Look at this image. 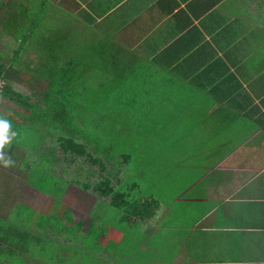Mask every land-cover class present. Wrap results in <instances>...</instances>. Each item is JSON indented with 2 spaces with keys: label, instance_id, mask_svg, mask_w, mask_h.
Masks as SVG:
<instances>
[{
  "label": "crops",
  "instance_id": "0c3cea01",
  "mask_svg": "<svg viewBox=\"0 0 264 264\" xmlns=\"http://www.w3.org/2000/svg\"><path fill=\"white\" fill-rule=\"evenodd\" d=\"M44 11H51V23L69 33V43L78 41L86 46L91 42L85 35L89 25L94 31L86 33L100 39L109 33L112 49L124 52L131 62L151 60L160 66L139 70L137 82L138 86L144 84L145 91L153 87L162 92V98H156L158 103H152L160 106L156 109L161 117L158 122L163 119L176 124L170 132L163 126L151 131L159 141L173 139L177 162L165 166L175 171V189L165 197L161 188L166 187L155 188L149 182L154 189L139 195L140 201L151 199L155 206L154 211H145L143 221L124 223L127 262L129 252L137 246L143 252L169 253L167 260L158 264H264V0H0V42L12 44L29 76L44 67L40 60L46 55L36 53L32 31L42 25L39 21ZM71 28L78 34L72 36ZM11 33L21 36L15 39ZM83 55L84 51L78 50L68 57ZM13 84L16 89L20 86ZM164 106L169 108L165 112L161 110ZM176 107L192 109L184 112ZM29 123L27 126L32 125ZM33 153H26L30 165H38L42 157H31ZM15 154L21 156L22 150ZM52 161L53 157L48 158L45 171L54 170ZM2 166L0 187L4 177L12 176L17 189L30 188L47 197L45 205L54 200L19 178L26 167L8 166L5 170ZM161 168L159 165L157 170ZM57 201L72 218L63 227L81 224L76 233L79 238H70L73 243L65 246L58 241L61 234L68 238L65 231H53L51 238L43 235L45 225L39 229L33 224L30 232L60 247L83 249L79 234L85 233L97 215L106 213L108 200L94 196L90 219L84 225L74 222L68 206ZM6 214L0 204V222ZM123 237L105 225L98 243L106 246L114 240L120 245ZM0 250L5 262L7 255L19 251L7 245H1ZM95 252L100 264L108 256L101 249ZM111 253L112 257L118 254Z\"/></svg>",
  "mask_w": 264,
  "mask_h": 264
},
{
  "label": "trees",
  "instance_id": "16d2710c",
  "mask_svg": "<svg viewBox=\"0 0 264 264\" xmlns=\"http://www.w3.org/2000/svg\"><path fill=\"white\" fill-rule=\"evenodd\" d=\"M11 34L15 39L21 36L15 37L16 33ZM57 37L59 39L57 53H49L51 41L56 38L54 35L50 34L49 43L41 46L46 56L40 60L44 67L36 69L39 74L28 75L29 69L21 67L19 56L10 44L5 45L9 53L0 51V99L13 104V108H5L0 117L7 118L11 123V130L16 133L3 150L13 161H17L18 166L26 167L20 175L22 178L25 177L23 181L25 185L42 193L46 192L48 185V190L51 191L47 193L54 200L49 202L48 206L42 207L41 211L54 215L52 218L56 219L59 225L72 222L70 214L65 211V206L57 203L67 185L76 184L82 191L91 189L98 198L108 200L106 213H103L109 215L106 217V228L108 225L123 233L124 244L119 241V245L112 240L106 246H101L98 239L105 225L97 226L95 224L97 219H93L85 233L79 234L85 238L86 247L76 249L75 253L79 251L83 254L89 253L91 243L94 249L106 251L108 255H111L112 247H117L115 251L117 250L118 254L124 253L127 245L124 223L143 221L145 211L148 214L154 211L155 206L151 199L140 201L139 195L144 190L137 188L136 183L130 182L129 172L133 170L135 159L149 152L151 142L156 138L152 130L163 126L172 131L171 128L176 126L175 123H167L163 119L160 123L158 121L161 120L153 116L156 115L157 108L152 103H158L156 98H162V92L153 87L145 91L144 87H141L144 85L142 82V85L138 86L139 70L143 72L160 66L151 60L139 62L140 65L131 62L124 57V52L112 49L111 44L100 46L98 43L88 42L85 46L78 41L70 43L62 41L60 35ZM24 45V43L22 46L19 45V49ZM53 49L56 52L55 48ZM78 50L84 51L82 57H68L72 51ZM13 82H17L19 88L16 89ZM21 110L23 111L20 112ZM26 121L32 125L27 126ZM52 145L60 150L63 161L69 163L66 168L60 169L61 174L45 171L48 158L53 157L55 160L56 157ZM164 147L163 152L152 155L150 165H146V168L151 167L156 173L160 165L159 160L172 159L174 155L168 152L169 146ZM17 149L22 150L19 158L12 155L18 151ZM135 149H140L143 154L138 150L136 155ZM29 151L34 152L31 157L35 154L42 157L38 165H30L29 156L26 154ZM178 162L184 164L182 159H178ZM93 167L97 170L93 171ZM69 174H74L75 177H70ZM143 176L147 179L146 184L155 185L154 177H150L149 174ZM84 178L94 181L90 180V183L82 181ZM112 179L115 180L114 183ZM114 184L117 186L113 187ZM16 191L19 195L22 194L20 187ZM17 195L14 189L11 192H3L0 187V204L2 209L7 210L5 220L0 222V246L7 245L19 249L18 252L11 250L12 253L7 255L6 262L1 259L4 252L0 250V264H81L67 257V250L59 252L62 249L55 242L30 232L29 226L36 222L38 215H42L41 211L38 212L37 207H33L31 202H20ZM18 211L30 214L26 226L20 227L14 223L13 218L16 216L14 214ZM113 213L117 215L116 222L111 219ZM42 226L40 225L39 229H42ZM80 229L81 224H73L70 228L64 227L62 231L67 233L68 239H73L78 238L76 233ZM59 231L61 230H56ZM95 251L92 255L94 258ZM91 263L96 264V260L91 259Z\"/></svg>",
  "mask_w": 264,
  "mask_h": 264
},
{
  "label": "rangeland",
  "instance_id": "374dc122",
  "mask_svg": "<svg viewBox=\"0 0 264 264\" xmlns=\"http://www.w3.org/2000/svg\"><path fill=\"white\" fill-rule=\"evenodd\" d=\"M41 13H42V18L40 19L39 22L42 23V25L41 26H35L32 28V31L35 30V34H36L35 35L36 36L35 37L36 38V44L34 46V49H35L36 53L38 52V54L43 52L42 47H44V44L49 43L48 42L49 36L51 34V35H54L56 38H54L51 41V45H50L51 46V52H49V53H52V54L57 53V51L59 50V48H58L59 39L57 36L60 35V38H62V41H67L69 33H67L63 29L62 26L58 27L57 24L51 23L54 21L53 19L50 18L51 17V11H44ZM87 27L88 28L85 31V35H86L87 40L91 41V42H89L90 44H92V42L93 43L98 42V45H100V46L103 44L113 45L109 33L104 34V36L102 37L103 39H100L98 37L93 36V34L86 33L88 31H94V28H92L91 26L88 25ZM70 32H71L72 36H74V34H78V31H77V29L75 30V28H71ZM0 41H2V43H3V38H1ZM53 42H55V43L53 44ZM37 44H39V45L36 46ZM10 45H12V44H10ZM2 46H4V44H1V42H0V51L2 53H4V52L9 53V51L2 48ZM7 46H8V44H7ZM53 48H55L56 52H54ZM49 53H48V55H51ZM13 86H15V84H13ZM23 92L25 93V90ZM0 98H1V95H0ZM6 101L7 100L0 99V104H1L0 110L2 111V113H3L5 108H8V109L13 108V104H11V102L8 103ZM156 108H160L159 104L156 105ZM16 109L20 110L19 108H16ZM168 109L169 108H165V106L163 108L161 107V110H163V112H165ZM175 109L178 111L189 112V111H191L192 108H189V107L177 108L176 107ZM22 111L23 110H21L20 112H22ZM153 116H156L157 119L161 118L158 113H156V115L154 114ZM26 125H30V123L27 122ZM119 126L120 125H118V127ZM172 140L173 139H161L159 141V139H157V138H154L152 140L151 145H150V149L148 150L149 152L144 153V156H142L141 158L135 159V163L133 165V170H131L129 172V175H130L129 179H130L131 183L132 182L136 183L138 185L137 188H140V190L154 189L151 186H147V184H146L147 179H145L143 176V175L148 176V174H149L150 177H154L155 188L156 187H166V188H161L162 192L165 194V197H167V195H169L170 193H172L174 191L175 187H172V186H173L174 179H175V174H174L175 171L170 172L169 169L165 166V163L167 165H174V163L177 162L176 158L174 156L172 157V159L169 158V159H166L164 161L159 160V164L162 166V168L159 171L157 170L156 173L152 171L151 167L146 168L147 167L146 165H150L149 163H150V158L153 157L152 155L155 153H161L165 149V147L160 146L161 141L163 142L162 145H164V143L172 144L167 148L168 152L171 153V155L177 154L174 143L171 142ZM51 144H53V143H51ZM51 148H55L54 154L56 155L55 160L52 161V164L55 167H54V170L52 169L51 171L52 172L54 171L56 174H61L60 169L63 167L66 168L69 165V163H68V161H63V159L61 157V152L56 146L52 145ZM138 150H140V149H135L136 155H137ZM140 152H141V154H143V151L140 150ZM15 153H16V151L13 152L14 156L19 158L20 155L15 154ZM166 156L168 157L169 155L166 154ZM198 157L200 158V160H202V156H198ZM216 157L217 156H215V158ZM15 160H17V159H15ZM204 163H207V162H204ZM197 164H201V162H197ZM16 165L17 164L10 165L8 168H12ZM142 165L145 167H142ZM2 168H3V166H2ZM144 168H145V170H144ZM4 169L6 170L7 167H4ZM157 169H159V165H158ZM92 170L96 171L97 168L95 169V167H93ZM178 175H180V174H178ZM68 176L75 177L74 174H69ZM19 178H21V176H19ZM93 178L94 177H92V179ZM24 180H25V177L22 179V181H24ZM90 180H91L90 178L82 179V181H85V182L87 181L89 183H90ZM94 180H95V178H94ZM94 180H91V182ZM112 180H114V179H112ZM15 181H16L15 178L13 180L12 176H11V178H9V176L4 177L2 179V182H1V188H2L3 192L4 191L11 192L14 189L15 193H16L17 188H16ZM22 181H21V184L23 183ZM46 188H47L46 192H44L43 194L50 197V195L47 194V192H50L51 190H48V185ZM20 189H21L20 192L22 194L19 195V193H18L19 201H24L25 203L31 202L34 205L33 207H37V211L40 212L41 208L44 207V204L47 201V197L40 195V194H37L35 191H33L30 188H20ZM166 190H168V191L166 192ZM9 195H11V194H9ZM94 196H95V194H93L90 191L86 192V191L80 190L79 186L76 184H69L66 186L65 191L61 194V197L59 200L64 202V204H66L68 206V209L73 216V221L74 222H81L84 225V224H87V222L90 219L89 212L92 211V204L94 201ZM47 205H45V207ZM5 211H7V210H4V213H5ZM41 214L42 215H38L36 222H34L33 224H35L34 225L35 228H39L40 225L44 226L46 224L47 227L45 228V230L43 229V235L49 236L52 238L53 236H52L51 232H53V231L56 232V230H58V229L59 230L64 229V227L62 225H59V222L56 219H53L54 215H52V214L48 215L47 213L44 212V210L41 211ZM14 215H16L13 218L16 226L23 227V226L27 225V219L30 216V214L28 212L24 211L23 213L22 212L20 213L18 211ZM107 215L108 214L97 215V217H95L94 220L97 219L98 221H96V222L99 223L100 225H106L105 223H106ZM16 217H18V218H16ZM111 219H112V221L116 222L117 215L115 213H113ZM118 223L120 224L121 222H118ZM67 226H69V225H67ZM29 227H30V229H32L31 225ZM127 227L128 226H126V228H125L126 230H127ZM62 236H59L58 240L62 241V244H64L65 246H68V244L73 243V240H71L70 238L69 239L67 238L68 240L67 239L63 240V238H65V236H63V237ZM84 239L85 238L80 237V243L83 244L81 246L85 248L86 246L84 245ZM102 244H104V242H102ZM69 247H66V248L60 247L62 250L59 252H62L63 250L64 251L68 250L69 254L67 253V257H71L70 259H75L76 260L75 262H80L81 264H93V263H91V259H93L94 261L96 260V264H98L97 258L96 257L94 258L92 256L94 251L96 250V249H94L92 243L90 246V252L91 253L90 252L89 253L84 252V254H83V253H81V251H79L78 253H75L74 252L75 250L72 247H70V248ZM76 247H79L78 241L76 242ZM126 247H127V245H126ZM132 247H133V245H132ZM114 248L116 249L117 247H114ZM114 248H112L110 251L111 255L106 256V258H107L106 260L103 258L101 260V263H103V264H139V263L145 264L146 262L157 263L158 261L163 262L164 259L167 260V258L169 256V253H166L167 254L166 255L164 252H156V254H153L149 251H145V252L139 251L138 247L136 246L135 248L133 247V251L129 252V255H128L129 261L127 262V256L125 255V250H124V253H120V255H114L112 257L111 252H115ZM58 250H60V249L58 248ZM158 253L161 256H159ZM29 254H32V253H29ZM64 254L65 253H63V255Z\"/></svg>",
  "mask_w": 264,
  "mask_h": 264
},
{
  "label": "clouds",
  "instance_id": "9594fccd",
  "mask_svg": "<svg viewBox=\"0 0 264 264\" xmlns=\"http://www.w3.org/2000/svg\"><path fill=\"white\" fill-rule=\"evenodd\" d=\"M15 135L16 133L11 130L10 121L7 118L0 117V164L4 167H8L14 163V161L5 154L3 149Z\"/></svg>",
  "mask_w": 264,
  "mask_h": 264
}]
</instances>
